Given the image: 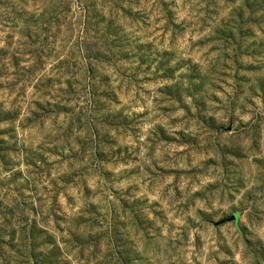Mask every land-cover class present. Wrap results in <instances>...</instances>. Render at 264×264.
Returning a JSON list of instances; mask_svg holds the SVG:
<instances>
[{"label": "rangeland", "instance_id": "374dc122", "mask_svg": "<svg viewBox=\"0 0 264 264\" xmlns=\"http://www.w3.org/2000/svg\"><path fill=\"white\" fill-rule=\"evenodd\" d=\"M0 264H264V0H0Z\"/></svg>", "mask_w": 264, "mask_h": 264}, {"label": "water", "instance_id": "95a60500", "mask_svg": "<svg viewBox=\"0 0 264 264\" xmlns=\"http://www.w3.org/2000/svg\"><path fill=\"white\" fill-rule=\"evenodd\" d=\"M238 215L237 214H234L233 216L229 217V219H237Z\"/></svg>", "mask_w": 264, "mask_h": 264}]
</instances>
